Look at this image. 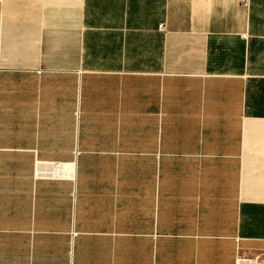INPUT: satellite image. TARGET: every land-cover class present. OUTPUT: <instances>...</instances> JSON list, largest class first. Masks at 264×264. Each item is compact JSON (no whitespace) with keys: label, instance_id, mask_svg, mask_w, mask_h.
Here are the masks:
<instances>
[{"label":"crops","instance_id":"1","mask_svg":"<svg viewBox=\"0 0 264 264\" xmlns=\"http://www.w3.org/2000/svg\"><path fill=\"white\" fill-rule=\"evenodd\" d=\"M238 252L264 260V0H0V264Z\"/></svg>","mask_w":264,"mask_h":264},{"label":"built area","instance_id":"2","mask_svg":"<svg viewBox=\"0 0 264 264\" xmlns=\"http://www.w3.org/2000/svg\"><path fill=\"white\" fill-rule=\"evenodd\" d=\"M77 174L76 166L65 162H53L46 164L39 169L37 177L49 179H70L75 180ZM240 251V248H239ZM236 264H264L261 256H251L238 252Z\"/></svg>","mask_w":264,"mask_h":264}]
</instances>
